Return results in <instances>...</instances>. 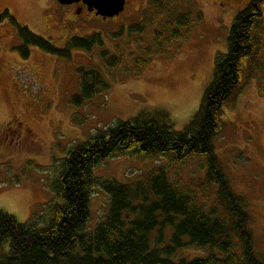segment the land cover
<instances>
[{
  "label": "rangeland",
  "instance_id": "rangeland-1",
  "mask_svg": "<svg viewBox=\"0 0 264 264\" xmlns=\"http://www.w3.org/2000/svg\"><path fill=\"white\" fill-rule=\"evenodd\" d=\"M249 1L175 0V12H190L192 25L179 28V38L165 35L155 40L148 29L141 38L127 34L143 12H151V0H127L123 12L105 20L94 13L73 19L67 9V19H61L62 6L56 0H0V14L8 10L20 26L58 49L72 37L99 34L102 41L90 51L72 49L69 59L34 45L27 46L24 57L17 26L9 18L0 22V211L20 223L45 214L54 198L47 183L67 150L118 123L160 112L182 131L212 81L217 55L226 52L234 17ZM261 22L264 25V14ZM249 72L242 75L238 94L223 107L212 145L230 189L244 197L254 252L264 263V68ZM95 78L101 83L94 86L93 97L74 102L83 93V81ZM12 121L21 123L31 140H12L5 130ZM159 167L167 168L170 181L191 189L201 200L205 187L206 203L216 205L200 156L183 164H170L163 157H116L93 167L92 176L133 184ZM108 200L98 187L92 188L87 230L100 222ZM211 251L186 248L172 259L202 258Z\"/></svg>",
  "mask_w": 264,
  "mask_h": 264
},
{
  "label": "trees",
  "instance_id": "trees-1",
  "mask_svg": "<svg viewBox=\"0 0 264 264\" xmlns=\"http://www.w3.org/2000/svg\"><path fill=\"white\" fill-rule=\"evenodd\" d=\"M175 3L151 0V12H143L139 22L127 28L129 37L141 38L146 29L155 40L165 35L181 37L179 28L189 29L193 21L190 12L176 13ZM263 14L264 0H252L236 14L226 52L217 55L212 81L182 131H176L168 115L160 112L141 113L118 123L67 150L57 174L47 183L54 198L45 214L20 223L0 211V264H264L254 252L244 197L230 189L212 145L223 107L240 91L241 77L264 68ZM5 18L18 28L24 57L29 45L68 59L72 49L90 51L102 45L100 35L93 34L72 37L64 49H58L20 26L8 10L0 14V22ZM89 83L83 81V93L74 102L93 97L94 86L101 82L95 78ZM136 155L163 157L170 164L202 157L205 183L214 186L216 205L206 203L205 187L201 191L205 200H201L191 189L170 181L165 167L133 184L92 176V168L107 159ZM93 187L109 197L108 210L93 230H87ZM207 247L213 251L206 257L172 259L186 248Z\"/></svg>",
  "mask_w": 264,
  "mask_h": 264
},
{
  "label": "water",
  "instance_id": "water-1",
  "mask_svg": "<svg viewBox=\"0 0 264 264\" xmlns=\"http://www.w3.org/2000/svg\"><path fill=\"white\" fill-rule=\"evenodd\" d=\"M61 5H71L81 2L88 12H95L103 20L118 16L123 10L125 0H57Z\"/></svg>",
  "mask_w": 264,
  "mask_h": 264
},
{
  "label": "flooded vegetation",
  "instance_id": "flooded-vegetation-1",
  "mask_svg": "<svg viewBox=\"0 0 264 264\" xmlns=\"http://www.w3.org/2000/svg\"><path fill=\"white\" fill-rule=\"evenodd\" d=\"M232 1H236V0H232ZM251 1L252 0H250L244 7L246 8L251 3ZM126 2H127V0H126ZM66 9H67L68 13L73 17V19L77 15H81V14H84V13H86V14H89V13L93 14L94 13V12H88L86 7L81 2H79L77 4H71L69 6H62V10L59 13V16L61 17V19L62 18L63 19H67L66 17H64V15L66 13L63 12V10H66ZM5 130L7 131V134L11 135V139L12 140L19 138V141L21 140L22 143L23 142L25 143V142L31 140L30 133L28 131H26V130H23L22 127H21V123H19V122L12 121L10 123V126H8Z\"/></svg>",
  "mask_w": 264,
  "mask_h": 264
}]
</instances>
